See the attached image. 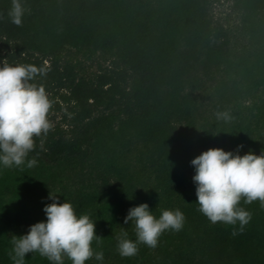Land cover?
<instances>
[{"label":"trees","instance_id":"obj_1","mask_svg":"<svg viewBox=\"0 0 264 264\" xmlns=\"http://www.w3.org/2000/svg\"><path fill=\"white\" fill-rule=\"evenodd\" d=\"M21 1L38 6H32L37 28L48 38L58 23L76 47L102 56L93 72L63 61L32 38L31 16L12 24L11 0H0V59L46 62L47 68L33 82L50 99L51 127L33 137L25 159L49 167L74 162L84 169L106 140H123L126 152H136L134 169L126 153L111 160L95 185L98 196L119 197L126 214L147 202L156 217L162 209L179 208L184 215L183 227L162 232L155 248L142 243L137 264H264V208L258 200L238 202L251 219L237 235L232 230L238 223H211L195 202L190 161L196 155L209 147L235 152L242 145L241 155L264 149V128H203L218 123L215 114L227 101L209 93L216 75L202 58H217L214 74L227 71L223 63L233 34L215 14L216 4L226 0ZM2 235L8 236L6 230ZM7 251L0 245V264H12Z\"/></svg>","mask_w":264,"mask_h":264},{"label":"rangeland","instance_id":"obj_2","mask_svg":"<svg viewBox=\"0 0 264 264\" xmlns=\"http://www.w3.org/2000/svg\"><path fill=\"white\" fill-rule=\"evenodd\" d=\"M20 2L24 8V19L32 17V38L44 42L47 51L57 52L63 61L75 64L84 72H93L102 63L99 52L89 53L76 47L61 24H53V35L48 38L37 28L38 18L32 12V6H38ZM215 14L230 27L233 34L232 46L223 63L227 71L224 75L214 74L217 58L213 54H204L202 58L212 68V75H216L211 80L209 93L215 95L216 100L227 97L226 102L220 103L221 112L227 111L231 119L227 122L219 120L217 124L207 123L203 128H264V0L222 1L216 4ZM106 141L108 144L100 147V155L84 169L74 162L53 167L36 162L29 168L25 166L28 159L19 166L0 167V245L8 248L6 256L11 262L10 238L26 233L29 225L46 219L43 207L52 202L51 192L58 203L70 200L77 215L88 214L95 221V232L101 236L100 244L93 240L91 246L94 251L102 250L103 261L90 258L85 264H137L142 243L138 244L134 256L121 257L116 250L117 238L123 233L135 240L132 221L124 222L126 213L122 212L120 198H103L95 192V185L100 176L106 171L108 173L111 160L117 161L126 153L125 158L134 169L137 155L136 152H126L128 146L123 140L115 138ZM2 229L8 236L2 235ZM24 264L50 262L39 253L29 252ZM63 264H71V261L64 258Z\"/></svg>","mask_w":264,"mask_h":264},{"label":"clouds","instance_id":"obj_3","mask_svg":"<svg viewBox=\"0 0 264 264\" xmlns=\"http://www.w3.org/2000/svg\"><path fill=\"white\" fill-rule=\"evenodd\" d=\"M24 8L20 0H11L8 10L10 22L22 23ZM44 65L8 63L0 59V167L24 164L25 157L33 149V137L47 134L51 125L47 118L50 99L42 85L34 77L43 76ZM216 119L225 122L231 119L227 111L217 112ZM222 147H209L196 155L190 163L194 166L196 204L211 223L221 222L239 227L232 230L237 235L251 219V213L239 206L243 197L245 204L258 200L264 208V149L259 154L249 150L240 154ZM28 159L26 167L35 165ZM51 203L45 204L46 219L29 225L28 231L10 238L12 264H24L27 253H39L50 264H63L67 258L71 264H85L94 258L103 261V252L94 251L91 244H100V235L95 232V221L88 214L77 215L70 200L57 202L49 193ZM134 225L135 240L123 233L117 238L116 250L121 257L134 256L138 244L155 248L162 232L183 227L184 215L179 209H162L154 216L147 202L131 206L124 222Z\"/></svg>","mask_w":264,"mask_h":264}]
</instances>
